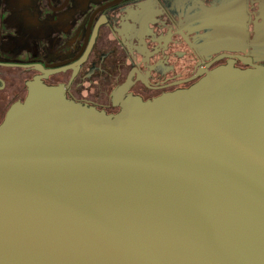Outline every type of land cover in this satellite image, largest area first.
I'll return each mask as SVG.
<instances>
[{
  "label": "water",
  "instance_id": "water-1",
  "mask_svg": "<svg viewBox=\"0 0 264 264\" xmlns=\"http://www.w3.org/2000/svg\"><path fill=\"white\" fill-rule=\"evenodd\" d=\"M0 264H264V65L116 114L29 83L0 123Z\"/></svg>",
  "mask_w": 264,
  "mask_h": 264
},
{
  "label": "flooded vegetation",
  "instance_id": "flooded-vegetation-1",
  "mask_svg": "<svg viewBox=\"0 0 264 264\" xmlns=\"http://www.w3.org/2000/svg\"><path fill=\"white\" fill-rule=\"evenodd\" d=\"M0 49V123L35 79L116 114L219 66L264 65V0H0Z\"/></svg>",
  "mask_w": 264,
  "mask_h": 264
},
{
  "label": "rangeland",
  "instance_id": "rangeland-1",
  "mask_svg": "<svg viewBox=\"0 0 264 264\" xmlns=\"http://www.w3.org/2000/svg\"><path fill=\"white\" fill-rule=\"evenodd\" d=\"M60 4H63L62 1H52L51 2V6H59ZM8 55L6 53H3V50L0 49V59L3 60V59H7ZM12 57L15 59V56L12 55ZM9 59V58H8Z\"/></svg>",
  "mask_w": 264,
  "mask_h": 264
}]
</instances>
